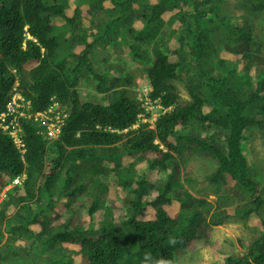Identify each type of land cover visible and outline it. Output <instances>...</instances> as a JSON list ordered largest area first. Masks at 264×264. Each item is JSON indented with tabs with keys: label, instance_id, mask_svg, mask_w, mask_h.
<instances>
[{
	"label": "trees",
	"instance_id": "16d2710c",
	"mask_svg": "<svg viewBox=\"0 0 264 264\" xmlns=\"http://www.w3.org/2000/svg\"><path fill=\"white\" fill-rule=\"evenodd\" d=\"M222 1L95 0L94 18L88 12L93 4L83 7L89 22L86 31L93 40L98 12L112 24L138 10L135 6L149 7L140 21L149 33L167 23L172 26L165 28L166 39L155 40L153 61L146 70L149 99L167 109L151 127L141 120L145 111L132 79L115 69L97 72L85 63L91 44L86 42L76 54L70 51L67 58L58 56L61 45L54 18L70 27L75 23V15L69 17L66 11V0H0V113L14 92L30 101L31 112H42L53 102L66 111L56 116L60 120L53 118L59 127L55 138L48 136L49 128L40 117H20L21 147L0 128V192L21 178L0 200V264H8L22 250L30 254V264H37L46 250L50 251L46 264H178L180 250L198 241L196 229L185 227L196 226L201 214L210 211L205 200L193 198L190 205L183 204L192 199L187 191L174 198L177 181L172 166L186 150L213 155L216 168L204 175L203 182L219 185L226 176L228 183L248 194L245 204L235 207L234 216L262 214L263 198H254L259 179L246 145L256 130L264 129V79L248 75L255 67L252 49H260L256 34L264 35V28L256 30L247 16H220L223 27L233 29L238 40L237 52L218 59L205 37ZM244 2L257 13V23L264 25V0ZM153 22L156 28L151 27ZM107 23L103 38L123 42L109 37L117 32L109 33ZM139 29L131 26L128 31L136 36ZM127 47L144 58L138 45ZM74 55L91 70L99 90L106 81L122 78L130 87L113 90L106 102L82 101L75 75L82 64L68 67ZM179 78L189 90L187 102L180 99L175 84ZM252 84L255 90H249ZM158 172L167 176L166 181L164 176L156 179ZM146 188L156 193L150 216ZM111 191L123 194L121 206L116 199L102 200ZM171 202L181 203L180 209L172 208L177 215L169 211ZM211 221L220 224L222 218L215 214ZM28 241L37 244L27 247ZM62 247L78 251L79 260L54 255L55 250L65 252ZM225 264H264V232L244 256H227Z\"/></svg>",
	"mask_w": 264,
	"mask_h": 264
},
{
	"label": "rangeland",
	"instance_id": "374dc122",
	"mask_svg": "<svg viewBox=\"0 0 264 264\" xmlns=\"http://www.w3.org/2000/svg\"><path fill=\"white\" fill-rule=\"evenodd\" d=\"M66 1V8H68L66 11L70 15L69 17H71L72 14L75 15V23L70 27L69 24L61 18H54L55 33L61 45L59 47L58 56H65L67 58L70 51L76 54L83 50L86 42L91 44L88 50L87 63L97 72L107 73L108 69L109 71L115 69V71L122 73V75H127L128 78L132 79L135 82V96L137 100L141 102L140 106H145V113L142 114L141 120L142 122H150V126L153 127L155 121L163 114L165 109H162L156 103L152 102L153 104H151V102L149 103L147 101L150 89L146 70L152 63L151 48L155 40L157 37H165L166 39L168 37V32L165 31V28L171 29L172 26L170 27V24L167 23L162 29H157L155 32L149 33L145 29V25L143 26V23H140L142 15L150 11L149 7H144L142 10H139L140 8L135 6L138 10L131 11L129 16L112 24L109 23L110 21L104 20L103 12H98L95 22L99 23L95 26L96 39L93 40V37L89 36L86 31L89 22L85 16L86 12L83 11V7H90L93 4L88 12L94 18L92 9L94 8L95 0ZM142 1L155 3L159 0ZM215 9L217 11L212 15L214 18L208 26L205 38L206 41L210 43L212 49L216 51V57L218 59L226 57L227 53H230L232 50L237 52L235 40H238L235 37L236 32L233 29L223 27L219 19L220 16H247L252 19L251 23L256 30L264 28V25H259L257 23V13L249 11V6L244 0H223L218 5V8L215 7ZM164 10L165 8L162 9V11ZM215 14L217 16H215ZM165 20H167L166 17ZM262 20V22H264V17ZM106 23L110 26L109 33L117 32L116 37H109L122 40L123 42L105 40V38H103L102 32L103 29H106ZM138 25L140 26V31L136 36L134 32L128 31L131 26ZM151 27L156 28V23H151ZM256 35L258 37V39H256L259 41L260 49H252L253 53L251 56L253 57V64L255 67H252V69L248 71V75L255 74L258 80L259 78L264 79V35L260 36L259 33ZM176 36L178 37L179 35L176 34ZM82 37H84L83 41L81 39ZM105 37H107L106 34ZM237 42L239 43V41ZM128 43H132V46L139 45V52L144 58H141L140 55H134L131 48L127 47ZM77 63L82 64V59H78V57L74 55L68 62V67L71 69ZM213 72L215 73L216 70ZM75 75L77 76L76 87L82 101L93 100L106 102L112 99L113 96L111 94L113 90L130 87L129 84L126 83L125 78H122L111 84L106 81L101 91L96 86L97 79L93 77L91 70H88L83 65L78 67L77 71H75ZM175 84L181 101H189L191 96L184 79H177ZM255 88L256 86L254 84L249 86V90H255ZM54 107L59 108V105L56 104ZM51 110L50 113L38 116L47 125V128H49L48 131L50 133L48 132V136L55 138L59 127L54 123L53 118L54 120L60 119L56 117L58 111L54 108ZM147 113H150V117H147ZM251 137L252 138L247 142L246 152L251 167L256 177L259 179L258 183L260 186L254 198H256V196L257 198H263V203L261 205L262 214L251 213L248 216L233 215L236 206H243L245 204L248 199V194L238 185H232L230 182L228 183L226 176L222 177L219 185L213 182L206 183L202 181L204 175L210 174L216 168V161L212 154L208 152L199 154L198 152L186 150L182 156L176 158V165L172 166V168H174V182L177 181V184L174 185V189L172 190L174 198L183 196L184 192L187 191L192 199L186 203L183 202V204L190 205L194 202L193 198H195L197 200H205L210 206V211L201 214L202 219L197 222L196 226L187 225L185 227L190 231L196 229L195 233L197 234L198 241L190 245L185 251L180 250L181 253L178 255V264H225L227 256L234 258L244 256L254 240L264 232V129L256 130ZM116 162L119 163L120 160L116 159ZM162 176H164L162 179L166 181L167 176L162 172H158L156 179ZM189 181L192 182V185L188 186ZM199 182H201V184ZM19 183H21V178H18L17 184ZM10 188L11 186L8 185L2 189L0 192V200L7 196V190ZM115 192L111 191L107 196H103L102 200L108 201L110 199H116L115 204L121 206L123 194H116ZM144 195V200L150 203L146 211H148L149 216L153 215L156 206L152 200L156 193L146 188ZM180 207V202H171L168 204L172 216L177 215L174 211L175 209L172 208L180 209ZM215 214H218L222 218L220 224H215L211 221L212 216H215ZM2 241L1 244L4 243L5 238ZM24 244L29 247L32 246V244H37V242L31 243L28 241ZM43 253V256L41 257L40 255L37 259V264L48 263L50 251L46 250L43 251ZM30 262H32L30 254L22 250L18 253V256L11 258L8 264H30ZM72 264L76 263L73 262Z\"/></svg>",
	"mask_w": 264,
	"mask_h": 264
},
{
	"label": "clouds",
	"instance_id": "9594fccd",
	"mask_svg": "<svg viewBox=\"0 0 264 264\" xmlns=\"http://www.w3.org/2000/svg\"><path fill=\"white\" fill-rule=\"evenodd\" d=\"M139 46V45H138ZM89 50V49H88ZM87 54H89V52L87 51ZM151 55H152V48H151ZM88 58V57H87ZM82 59V58H81ZM152 61H153V56H152ZM87 65H89V63H87V61L85 62ZM152 64V63H151ZM83 65V64H82ZM83 66H85V65H83ZM89 67L90 68H92L90 65H89ZM93 69V68H92ZM94 70V69H93ZM96 71V70H95ZM93 74V73H92ZM128 75H129V73H128ZM93 77H94V75H93ZM95 78V77H94ZM96 79V78H95ZM97 83H98V80H97ZM77 88V87H76ZM149 89H150V91H151V87H150V84H149ZM149 91V92H150ZM17 94H20L19 92H14V94L11 96V98H13V96H15V95H17ZM21 96H23L22 94H20ZM148 95H149V93H148ZM12 100V99H11ZM27 101H28V103H29V105H28V110H27V112H26V116H21V117H25L26 119H31V118H34V119H37V117H39L38 115H44V114H47V113H50L51 111H49V109L51 108H54L56 111H58V113H56V116H59V114L60 113H65L66 114V111H65V109L63 108V107H60V105H59V108H55L54 107V105H56L57 103L56 102H53L50 106H48V108L46 109V110H44V111H42V112H37V113H35V112H31V108H32V105H31V103H30V101L28 100V99H26ZM25 100V97H24V101H26ZM149 103L151 102V104H153V103H156L155 101H151L150 99H149V96H148V100H147ZM9 102H11V101H9ZM8 102V103H9ZM153 102V103H152ZM140 104H141V102H140ZM157 104V103H156ZM159 105V104H158ZM160 106V105H159ZM143 109H144V111H145V106L144 105H142L141 106ZM161 107V106H160ZM162 108V107H161ZM167 109H165V111H166ZM6 111V110H5ZM5 111H3V112H5ZM164 111V112H165ZM3 112H1L0 113V115L3 113ZM163 112V113H164ZM6 118H7V120L5 121V122H1V120H0V128H2L3 130H5V131H7L11 136H12V138H13V140H14V142H15V144H17V146H19V147H21L22 146V143H21V133H22V130H21V126H20V124H21V122L19 121V119H18V121L16 120V122L18 123V125L17 126H13V124L11 123V120H12V116L11 115H8V116H6ZM20 118V117H19ZM18 181V178H14L12 181H11V183L10 184H8L9 186H13L16 182ZM8 185H6V186H8ZM5 186V187H6ZM62 248H65L66 250H65V252H62L61 250H55V251H52L53 253H55L54 255H56V254H64V255H69V257L68 258H65L66 260H71L72 259V261H76V260H79V256L81 255V254H79V252L77 251L76 253H74V251H73V248H66V247H62ZM81 251V250H80Z\"/></svg>",
	"mask_w": 264,
	"mask_h": 264
},
{
	"label": "built area",
	"instance_id": "2783aa9c",
	"mask_svg": "<svg viewBox=\"0 0 264 264\" xmlns=\"http://www.w3.org/2000/svg\"><path fill=\"white\" fill-rule=\"evenodd\" d=\"M28 105L29 103L27 101H24V98L20 94L13 96L11 102H9L6 106V111L0 115L1 122H5L7 120L6 116L11 115V123L13 124V126H17L18 123L16 122V120L18 121L19 117L21 116H26L27 112L24 110H20L19 108H28ZM49 111H51V108L49 109Z\"/></svg>",
	"mask_w": 264,
	"mask_h": 264
},
{
	"label": "bare ground",
	"instance_id": "6f19581e",
	"mask_svg": "<svg viewBox=\"0 0 264 264\" xmlns=\"http://www.w3.org/2000/svg\"><path fill=\"white\" fill-rule=\"evenodd\" d=\"M57 131V130H56ZM49 132V131H48ZM50 133V132H49Z\"/></svg>",
	"mask_w": 264,
	"mask_h": 264
}]
</instances>
